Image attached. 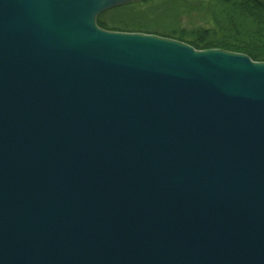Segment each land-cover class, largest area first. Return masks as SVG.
<instances>
[{"label":"water","instance_id":"obj_1","mask_svg":"<svg viewBox=\"0 0 264 264\" xmlns=\"http://www.w3.org/2000/svg\"><path fill=\"white\" fill-rule=\"evenodd\" d=\"M137 1L0 0V264H264V63Z\"/></svg>","mask_w":264,"mask_h":264},{"label":"trees","instance_id":"obj_2","mask_svg":"<svg viewBox=\"0 0 264 264\" xmlns=\"http://www.w3.org/2000/svg\"><path fill=\"white\" fill-rule=\"evenodd\" d=\"M142 1V0H141ZM145 1V0H143ZM207 2L210 26L199 27L192 31L180 30L178 19L184 13L178 3L162 11L161 16L154 15L147 23L133 22V18L119 16L121 12L105 17L106 10L97 16V25L104 30L122 32L155 33L187 43L195 50L222 49L245 54L252 61L264 63V0H204ZM180 6V5H179ZM128 5L117 8H125ZM114 8V9H117ZM173 8V10H172ZM167 9L173 13L167 21L164 13ZM189 12V11H188ZM177 19V20H176Z\"/></svg>","mask_w":264,"mask_h":264},{"label":"rangeland","instance_id":"obj_3","mask_svg":"<svg viewBox=\"0 0 264 264\" xmlns=\"http://www.w3.org/2000/svg\"><path fill=\"white\" fill-rule=\"evenodd\" d=\"M174 1L178 3V8L181 11L186 10L181 15V17L178 19L177 25H178V28H180V30L192 31L199 27L207 28V26H210V23H209L210 15L207 12L208 4L204 0H145V1L139 0L137 2L128 3L127 4L128 7H125V8H117V9L112 8V10L106 13L105 17H109L118 12H121L119 16L124 17L126 19L133 18L134 19L133 22H136L137 24L144 23V22L149 24L148 21L151 20L152 16L154 15L161 16L162 11L168 8L169 6H172ZM166 3L168 7L163 6ZM170 10L171 9H167L166 11H164V13L167 14V16L165 17L167 21L173 19L172 18L173 13L171 12L173 8L171 11ZM114 16H117V15H114ZM111 31H114V30H111ZM118 31H115V32H118ZM141 33L143 32L141 31ZM145 34L151 35L155 33L151 32V33H145ZM159 37L169 38L164 35L159 36Z\"/></svg>","mask_w":264,"mask_h":264}]
</instances>
